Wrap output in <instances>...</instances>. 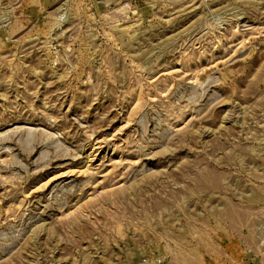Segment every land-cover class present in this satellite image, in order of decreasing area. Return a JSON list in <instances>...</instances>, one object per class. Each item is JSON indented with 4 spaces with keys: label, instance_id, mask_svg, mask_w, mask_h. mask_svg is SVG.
Instances as JSON below:
<instances>
[{
    "label": "rangeland",
    "instance_id": "rangeland-1",
    "mask_svg": "<svg viewBox=\"0 0 264 264\" xmlns=\"http://www.w3.org/2000/svg\"><path fill=\"white\" fill-rule=\"evenodd\" d=\"M0 264H264V0H0Z\"/></svg>",
    "mask_w": 264,
    "mask_h": 264
}]
</instances>
